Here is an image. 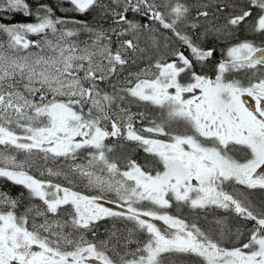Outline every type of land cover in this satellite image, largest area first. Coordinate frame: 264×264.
<instances>
[{
    "label": "snow or ice",
    "instance_id": "obj_1",
    "mask_svg": "<svg viewBox=\"0 0 264 264\" xmlns=\"http://www.w3.org/2000/svg\"><path fill=\"white\" fill-rule=\"evenodd\" d=\"M0 181V264H264V0H0Z\"/></svg>",
    "mask_w": 264,
    "mask_h": 264
},
{
    "label": "trees",
    "instance_id": "obj_2",
    "mask_svg": "<svg viewBox=\"0 0 264 264\" xmlns=\"http://www.w3.org/2000/svg\"><path fill=\"white\" fill-rule=\"evenodd\" d=\"M29 2H31V0H29ZM49 2L50 3H52V5H53V7H55V3H56V0H49ZM56 15H58V16H60V15H65V13H62V12H57L56 13ZM66 15H68V16H72V15H74L73 13H67ZM78 18H81V19H84V18H90V17H78ZM16 19L17 20H19V21H27V20H29L30 18H26V17H24L23 15H17L16 16ZM242 36H243V34H242ZM219 53H220V49H218L217 50V52L215 53V55H214V59H213V63H215L216 62V60H218V59H220V55H219ZM187 54V53H186ZM205 71H207L208 72V74L209 75H212V72L209 70V69H206ZM139 154H140V156L142 155V156H144V154L141 152V153H137V155H135L136 156V159H138L139 157ZM141 156V157H142ZM143 158V157H142ZM0 187H2L4 190H6V191H10V193L13 195V194H17L21 189L19 188V186H11L10 184H5V182H3V181H0ZM172 211L174 212V214L175 213H177L176 211H175V208H173L172 209ZM185 211H186V209H185ZM177 214H180V213H177ZM187 218H192V216H188ZM191 220V219H190Z\"/></svg>",
    "mask_w": 264,
    "mask_h": 264
},
{
    "label": "rangeland",
    "instance_id": "obj_3",
    "mask_svg": "<svg viewBox=\"0 0 264 264\" xmlns=\"http://www.w3.org/2000/svg\"><path fill=\"white\" fill-rule=\"evenodd\" d=\"M31 39H36V37H31ZM249 101L250 102H252L250 99H249ZM137 155V154H136ZM142 156V155H141ZM140 156V154H139V158H138V160H141L142 161V157ZM134 158H136V156H134ZM13 195H16V194H13ZM172 214H174V212L172 211V209H170L169 210ZM174 215H179V214H177V213H175ZM183 215L184 216H186V217H188L189 216V214H188V210L186 209V211H184V213H183ZM189 220L190 219H193V217L192 218H188ZM155 223L159 226V227H161L164 231H169L168 229H167V226H165V225H163V222L162 221H155Z\"/></svg>",
    "mask_w": 264,
    "mask_h": 264
},
{
    "label": "flooded vegetation",
    "instance_id": "obj_4",
    "mask_svg": "<svg viewBox=\"0 0 264 264\" xmlns=\"http://www.w3.org/2000/svg\"><path fill=\"white\" fill-rule=\"evenodd\" d=\"M249 103H253V101L252 102L249 101Z\"/></svg>",
    "mask_w": 264,
    "mask_h": 264
}]
</instances>
